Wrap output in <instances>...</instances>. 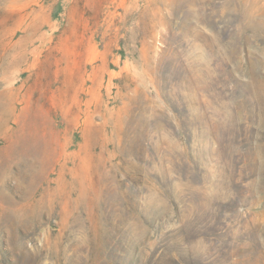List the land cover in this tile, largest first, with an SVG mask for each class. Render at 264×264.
<instances>
[{
  "label": "rangeland",
  "instance_id": "1",
  "mask_svg": "<svg viewBox=\"0 0 264 264\" xmlns=\"http://www.w3.org/2000/svg\"><path fill=\"white\" fill-rule=\"evenodd\" d=\"M0 264H264V0H0Z\"/></svg>",
  "mask_w": 264,
  "mask_h": 264
}]
</instances>
